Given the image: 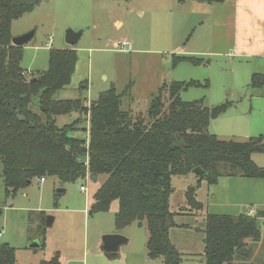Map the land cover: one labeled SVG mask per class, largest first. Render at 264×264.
Returning <instances> with one entry per match:
<instances>
[{"label": "trees", "instance_id": "obj_1", "mask_svg": "<svg viewBox=\"0 0 264 264\" xmlns=\"http://www.w3.org/2000/svg\"><path fill=\"white\" fill-rule=\"evenodd\" d=\"M36 6L32 0H0V160L7 196L42 178H56L62 184L92 181L93 177L97 183L104 178L89 214L108 212L118 202L116 230L133 224L146 226L148 259L182 264V254L170 240L175 218L203 212L197 191L204 181L215 186L223 177L264 180V167L252 160L255 152H264V137L240 143L212 134L211 121L232 104L210 108L204 100L183 101L182 91L201 86L195 81L164 84L151 102L149 123L123 109L124 95L115 87L102 92L89 106L82 99L58 100L57 94L71 84L77 51L52 48L48 69L27 73L22 67L24 46L12 43L13 21ZM185 60L195 65L204 62L177 57L175 64ZM251 85L262 88L264 74H254ZM34 98L45 118L31 110ZM73 113L79 115L76 123L58 125V117ZM83 120L89 126L87 139L71 137L70 130ZM196 168L205 174L197 175ZM175 177L191 181L185 193L187 205L179 211L171 208ZM42 215L46 221L47 215ZM261 218L264 212L254 216L206 214V264H235L249 258L248 242H260L263 237ZM243 248L251 249V254L241 255ZM0 264H18L16 250L7 243L0 242ZM40 264H62L61 256L57 253Z\"/></svg>", "mask_w": 264, "mask_h": 264}, {"label": "rangeland", "instance_id": "obj_2", "mask_svg": "<svg viewBox=\"0 0 264 264\" xmlns=\"http://www.w3.org/2000/svg\"><path fill=\"white\" fill-rule=\"evenodd\" d=\"M32 1L37 2L35 10L14 20L11 26L13 37L35 31L34 39L24 46L22 67L27 73L46 71L52 48H72L78 53L71 84L57 94L58 100L82 99L89 106L102 92L115 87L124 95L123 109L131 111L134 119L142 118L149 123L151 102L164 84L195 81L201 86L182 91L183 101L204 100V105L210 108L226 102L232 104L227 112L211 121L212 134L224 141L240 143L264 135V86L255 89L251 85L254 74L264 73V62L210 53L214 22L212 5L207 2ZM68 30L82 32L77 45L66 43ZM118 42L129 45L122 50ZM191 51L205 54H190ZM177 57H195L204 62L195 65L185 60L175 64ZM164 100L167 106L168 94ZM31 110L45 118L37 98ZM78 119L79 115L73 113L58 117L57 122L65 126ZM88 127L83 120L69 135L86 140ZM252 160L264 167V152H255ZM46 180L44 183L35 180L8 197L0 160V242L14 247L18 264H40L57 253L62 264H91L92 259L107 257L102 250L105 235L101 232L115 227L119 204L114 202L108 212L89 214L93 196L104 178L97 183L87 179L74 184H62L52 177ZM190 182V179L174 178L173 210L187 205L185 193ZM82 186L86 192H82ZM42 213L47 215L46 221ZM205 215L203 211L192 216L193 236L197 241L204 234L205 224L200 225L202 230L198 226L204 222ZM181 221L175 218L176 226ZM258 223L262 240L249 241L252 254L248 249L250 257L235 264H264V221L258 219ZM128 231L133 236L131 248L146 247V226L133 224ZM36 243L40 246L33 248ZM128 246V242L120 246L118 253L121 250L122 257L130 249ZM182 259V264H206L204 255L182 254Z\"/></svg>", "mask_w": 264, "mask_h": 264}, {"label": "crops", "instance_id": "obj_3", "mask_svg": "<svg viewBox=\"0 0 264 264\" xmlns=\"http://www.w3.org/2000/svg\"><path fill=\"white\" fill-rule=\"evenodd\" d=\"M192 1L199 4L207 2L212 5L214 25L211 32L212 50L210 53L224 56L234 55L242 59H260L264 62V0ZM189 53L205 54V52L192 51ZM197 200L203 204L205 214L238 216L242 213L248 215L252 213L251 216H254L259 212H264V180L223 177L215 186H209L204 181L197 191ZM192 216L195 215L176 217V221L179 219L182 221L171 229L170 240L181 254L190 253L201 256L205 251V233L198 241L196 240L192 227L195 225V219ZM260 220L264 221V218ZM202 224L205 222L197 226L200 228ZM129 227L122 230H116L113 227L112 230L101 232L103 235L120 234L127 239L130 249L124 253V257H122L121 250L114 258L108 257V254L103 251L107 257L103 255L100 259H92L91 264H163L161 260H149L146 247L131 248L133 236L128 231Z\"/></svg>", "mask_w": 264, "mask_h": 264}, {"label": "water", "instance_id": "obj_4", "mask_svg": "<svg viewBox=\"0 0 264 264\" xmlns=\"http://www.w3.org/2000/svg\"><path fill=\"white\" fill-rule=\"evenodd\" d=\"M81 36H82V32L77 33V32H74L72 30H68L66 32V43L70 46H75L79 43ZM34 37H35V31H32V32H29V33H27L23 36H20V37H13L12 43L15 46L23 47V46L27 45L28 43H30L34 39ZM194 172L197 175H204L205 174V172L203 170H201L200 168H196L194 170ZM96 181H97L96 177H93L92 182L96 183ZM103 240H104L105 246H107V248L104 246L102 248V250L106 254H108V257H110V258L116 257L118 255V251H119L120 246L127 242V239L120 234L105 235L103 237ZM39 246L40 245L37 243L32 245L33 248H37ZM249 253H250V250H248L247 248H243L240 251V254L244 255V256H247Z\"/></svg>", "mask_w": 264, "mask_h": 264}, {"label": "built area", "instance_id": "obj_5", "mask_svg": "<svg viewBox=\"0 0 264 264\" xmlns=\"http://www.w3.org/2000/svg\"><path fill=\"white\" fill-rule=\"evenodd\" d=\"M52 39H53V37L50 38L51 41H52ZM117 46L120 47V48H122V50H125L126 47L128 46V43H126V42H118V43H117ZM39 181H40L41 183H44V182L46 181V179H45V178H42V179H40ZM81 190H82V192H86V191H87L86 187H84V186L81 187ZM249 215H252V213L249 214ZM0 235H1V234H0Z\"/></svg>", "mask_w": 264, "mask_h": 264}]
</instances>
